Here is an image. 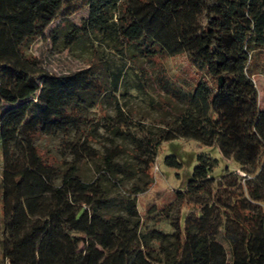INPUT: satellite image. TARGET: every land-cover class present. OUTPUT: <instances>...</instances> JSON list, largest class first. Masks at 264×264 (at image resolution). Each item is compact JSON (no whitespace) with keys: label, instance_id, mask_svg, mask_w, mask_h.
I'll list each match as a JSON object with an SVG mask.
<instances>
[{"label":"trees","instance_id":"trees-1","mask_svg":"<svg viewBox=\"0 0 264 264\" xmlns=\"http://www.w3.org/2000/svg\"><path fill=\"white\" fill-rule=\"evenodd\" d=\"M85 9L66 43L94 38L89 67L54 75L26 54L54 23ZM164 57L184 59L192 75L164 68L155 78L167 94L166 115H130L131 90L144 85L127 60L143 67ZM257 74L264 76V0H0V264H204L203 239H183L178 220L172 233L147 228L138 210L162 145L180 139L207 145L220 159L198 155L177 197L212 199L253 223L246 258L229 262L218 251L209 264H264ZM101 129L116 144L86 181L81 158L94 154L89 144ZM73 134L81 142L70 141ZM41 138L62 139L71 165L44 156ZM118 141L132 146L135 164L119 162L128 153ZM221 160L235 163L244 181L227 166L215 175ZM164 163L182 166L175 156Z\"/></svg>","mask_w":264,"mask_h":264},{"label":"rangeland","instance_id":"rangeland-1","mask_svg":"<svg viewBox=\"0 0 264 264\" xmlns=\"http://www.w3.org/2000/svg\"><path fill=\"white\" fill-rule=\"evenodd\" d=\"M87 16L88 9H85L67 21L54 23L47 31L46 39L28 43L25 47L26 54L37 58L42 67L54 75L89 67L95 60V49L92 46V43L96 45L94 38L89 40L80 38L72 47L66 43L67 34L74 27L80 26ZM120 45L125 52L127 44L121 42ZM104 50L108 55L115 54L112 46H106ZM127 64L136 67L142 76L144 85V92L131 90L132 96L128 103L129 113L136 117L145 116L149 120H153L158 115H166L160 106H163L167 94L159 87L155 78L157 75L161 76L160 71L165 68L168 75L171 72L175 73V76L190 77L192 75L190 66L182 58L155 59L154 62L145 63L143 67L129 60ZM254 82L260 106L264 109V76L257 74ZM6 107L4 106L2 111ZM110 114H113V110H110ZM99 133L100 137L89 144L94 154L83 155L81 158L83 161L79 171L86 181H92L100 174L106 149L116 144V142L110 143L107 140L108 135L103 129ZM79 138V135L73 134L70 141L81 142ZM118 144L128 153L123 154L119 162L129 163L131 161L135 164L131 156L132 146L122 141H118ZM68 148L60 138L39 140V149L43 155L53 160L56 159L62 167L66 168L73 161V154ZM209 148L194 140L180 139L164 143L151 170L152 184L147 192L138 196V210L147 228L155 227L172 233L174 229L171 223L178 220L182 225L183 239H191V241H196L198 238L203 239L205 241L204 264H209L210 259L215 257L218 251H224L229 262H237L247 257L245 241L248 232L253 229V223L243 216V211L236 208H224L209 198L201 200L177 197L178 191L184 190L186 175L192 173L198 155L211 153L213 157L220 159L218 152ZM169 156H175L182 166L173 168L167 166L164 161ZM224 166L235 172L241 182L244 181L245 175L232 161L221 160L214 174L218 175ZM149 209H151L150 212Z\"/></svg>","mask_w":264,"mask_h":264}]
</instances>
